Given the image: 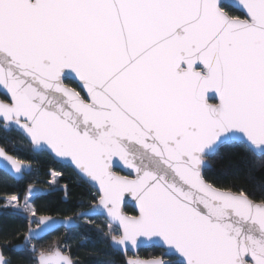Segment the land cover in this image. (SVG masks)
Wrapping results in <instances>:
<instances>
[{"label":"snow or ice","instance_id":"snow-or-ice-1","mask_svg":"<svg viewBox=\"0 0 264 264\" xmlns=\"http://www.w3.org/2000/svg\"><path fill=\"white\" fill-rule=\"evenodd\" d=\"M0 133L76 172L114 251L160 249L125 264H264V0H0ZM29 223L25 264H74L34 243L61 222Z\"/></svg>","mask_w":264,"mask_h":264},{"label":"trees","instance_id":"trees-1","mask_svg":"<svg viewBox=\"0 0 264 264\" xmlns=\"http://www.w3.org/2000/svg\"><path fill=\"white\" fill-rule=\"evenodd\" d=\"M3 134L0 133V136ZM5 143L0 139V146L18 159L33 164V171L22 181L17 182L0 172V249L6 259L13 264H25L20 258L21 253L14 251L16 245L21 244L27 234L28 223L12 214L13 210L5 208V202L12 195L25 199L29 186L38 191L36 198L30 197V203L37 210L39 217L73 218L80 212L92 207V190L85 184L71 168L56 163L44 154H34L30 144L19 136L11 134ZM257 166V177L264 176V164L251 161ZM234 163L245 167L243 155H236ZM226 165H217L209 174L210 179H225L223 172ZM52 172L60 173L56 177L58 183H52ZM256 182L254 181L253 184ZM249 191H255L249 186ZM256 194H259L256 192ZM126 212L134 215L135 212L127 207ZM27 214L26 212H22ZM30 216L29 214H27ZM32 217V216H31ZM79 227L71 230L61 229L46 238L34 242L38 248L60 247L73 258L75 264H125L124 257L110 247V240L104 236L107 225L104 219L78 220ZM160 250L153 248L142 250L140 256L145 259L157 258Z\"/></svg>","mask_w":264,"mask_h":264},{"label":"water","instance_id":"water-1","mask_svg":"<svg viewBox=\"0 0 264 264\" xmlns=\"http://www.w3.org/2000/svg\"><path fill=\"white\" fill-rule=\"evenodd\" d=\"M31 146V145H30ZM0 148H2L1 146H0ZM31 149H32V146H31ZM33 152V151H32ZM34 153V152H33ZM35 154V153H34ZM16 158V157H15ZM56 163H58V164H60L57 160H54ZM25 165L26 166H28V167H31L32 169H33V164H31V163H27V162H25ZM62 165V164H61ZM64 166V165H63ZM10 167V166H9ZM67 167V166H66ZM68 168H71V167H68ZM72 169V168H71ZM73 170V169H72ZM0 172H2V173H4L5 175H7V176H9L8 174H6L5 172H4V170L3 169H0ZM75 174H76V172H74ZM77 175V174H76ZM78 176V175H77ZM10 178H11V176H9ZM79 177V176H78ZM80 178V177H79ZM14 180V179H13ZM15 181H17V182H20V181H22V180H15ZM92 207H95V205H93ZM127 207H129V208H131L134 212H135V214H136V209H134V207L130 204V205H128V206H126L125 207V209H124V211L126 212V208ZM88 211V209L87 210H85V211H82V212H80L76 217H73V218H56V217H48L50 220H55V221H59V222H61L59 225H57L53 230H51L50 232H47V233H45V234H43V236L39 239V240H37V241H40V240H42V239H44V238H46L47 236H49V235H51V234H54V233H56V232H58L59 230H61V229H65V230H71V229H75V228H77V227H79V222H78V220H83V219H97V218H100V219H104L103 217H101V216H82L81 215V213H86ZM12 214L13 215H15V216H18V217H20V218H22L24 221H27L28 222V231H29V229H31V230H33V231H39V229L41 228V227H44L43 225H39L38 224V226L37 227H33V224H30L29 223V221H31V220H37V221H39V219L41 218V217H39V218H37V217H29L27 214H24V213H22V212H17V211H14V212H12ZM126 214H128L127 212H126ZM128 215H131V214H128ZM76 221V224H75V226H71V227H64V223H67V222H69V221ZM28 231H27V234H28ZM27 234H26V236H27ZM25 236V237H26ZM37 241H35V242H37ZM111 243V242H110ZM112 248V247H111ZM113 249V248H112ZM147 249H153V248H150V247H144V248H141V249H139V250H134L131 254H130V257H125L120 251H117V252H119L123 257H124V259L126 260L127 258H139V259H141V260H151V259H145V258H142L141 256H140V252L142 251V250H147ZM156 249H158V248H156ZM160 250V249H159ZM0 254H3V251H2V249H0ZM67 254V253H66ZM4 255V254H3ZM152 259H154V258H152ZM75 264V263H74Z\"/></svg>","mask_w":264,"mask_h":264},{"label":"rangeland","instance_id":"rangeland-1","mask_svg":"<svg viewBox=\"0 0 264 264\" xmlns=\"http://www.w3.org/2000/svg\"><path fill=\"white\" fill-rule=\"evenodd\" d=\"M8 200H9V198L6 200L4 207H5V208H9V209H11V210H13V211H17L16 209H12V208L7 204V201H8ZM24 200H25V199L21 200V199L18 198V202L20 203L21 207H23ZM29 203H30V197H29ZM17 212H18V211H17ZM27 214H28V213H27Z\"/></svg>","mask_w":264,"mask_h":264},{"label":"flooded vegetation","instance_id":"flooded-vegetation-1","mask_svg":"<svg viewBox=\"0 0 264 264\" xmlns=\"http://www.w3.org/2000/svg\"><path fill=\"white\" fill-rule=\"evenodd\" d=\"M95 205V204H94ZM29 217H31V216H29ZM28 223V222H27ZM28 225V224H27ZM38 226V224H33V227H37ZM27 231H28V228H27ZM35 242V241H34Z\"/></svg>","mask_w":264,"mask_h":264}]
</instances>
